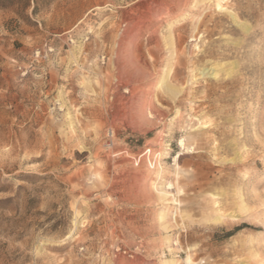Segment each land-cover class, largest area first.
<instances>
[{"label":"rangeland","instance_id":"374dc122","mask_svg":"<svg viewBox=\"0 0 264 264\" xmlns=\"http://www.w3.org/2000/svg\"><path fill=\"white\" fill-rule=\"evenodd\" d=\"M169 261L264 264V0H0V264Z\"/></svg>","mask_w":264,"mask_h":264},{"label":"bare ground","instance_id":"6f19581e","mask_svg":"<svg viewBox=\"0 0 264 264\" xmlns=\"http://www.w3.org/2000/svg\"><path fill=\"white\" fill-rule=\"evenodd\" d=\"M216 7L220 10V11H225L226 10V8H224V7H222L221 5H219V4H217L216 5ZM231 17L233 18V19H235V16L234 15H231ZM241 26V25H240ZM245 30H247V29H245ZM247 32V31H246ZM168 37V36H167ZM172 40V39H171ZM170 44L172 45V42H170ZM220 64V63H219ZM224 65V64H223ZM149 67V66H148ZM219 68H221V67H219ZM142 69V68H141ZM141 69H139V70H141ZM153 69V68H152ZM150 70V69H149ZM215 71H216V66H211V67H203V68H200V69H198V70H196V72H197V74L195 75V76H193V74H192V77L190 78V80H192L193 78H195L196 76H198V78H197V80H199V79H204V78H207V77H212L213 79L214 78H216L217 76H216V74L217 73H215ZM140 72H142V71H140ZM144 73V72H143ZM170 73V72H169ZM150 74V73H149ZM163 74V73H162ZM120 76V75H119ZM141 76V75H140ZM144 76V75H143ZM149 76V75H148ZM168 76H169V74L168 75H165V77H163L160 81V86H162L161 88H163V90H164V92H165V90L167 91V92H169L170 94H172L173 96L174 95H177V93H178V90L179 89H175V87L174 86H172L171 84H170V81L168 80ZM142 77V76H141ZM136 78V77H135ZM145 78V77H144ZM117 79V78H116ZM119 79V78H118ZM159 84V83H158ZM168 94V93H167ZM157 99V98H156ZM135 100V99H134ZM134 103V102H133ZM142 104V103H141ZM140 106V105H139ZM135 108H136V106H135ZM138 109V108H137ZM143 112V111H142ZM149 114V113H148ZM135 115V114H134ZM141 116V115H140ZM139 116V117H140ZM203 125V124H202ZM205 126V125H204ZM206 127V126H205ZM179 146L182 148V150H183V153H180V154H178V156H176V158H175V163H177V160H179L182 156H184L185 154H187V153H192L191 151H189L186 147H185V142L183 141V140H180L179 141ZM215 147V146H214ZM187 150V151H186ZM149 152H150V150H149ZM152 152V151H151ZM160 154V153H159ZM237 154V153H236ZM235 154V155H236ZM160 157V156H159ZM233 158V157H232ZM234 159V158H233ZM233 159H231V160H229L230 162H233V163H235V161H237L238 162V160L240 159V157H239V155H238V158L236 157L234 160ZM242 160V159H241ZM241 162V161H240ZM223 164H224V162H223ZM158 179V178H157ZM244 179V178H243ZM247 180V179H246ZM160 181V180H159ZM243 183V182H242ZM251 183V182H250ZM244 185V184H243ZM173 186H172V184H168V187H167V189H173L172 188ZM160 190V189H159ZM240 191V190H239ZM159 195H160V198H161V200H165V198H167L168 197V195H169V193H167V191L166 192H163V191H161V192H159ZM240 195V194H239ZM213 197L214 198H216V199H213L212 200V204H213V208H214V212H218V211H220L219 209L221 208V202H219V200H221L222 199V197H223V194H215V195H213ZM234 198V197H233ZM169 199V198H168ZM242 199V198H241ZM173 200V202H174V199H172ZM239 201V200H238ZM225 204V202H223V205ZM239 204H241V201H240V203ZM238 204V205H239ZM222 205V206H223ZM165 206H167V205H165ZM225 206V205H224ZM228 206V205H227ZM230 206V205H229ZM228 206V207H229ZM240 206L241 205H239V206H237V207H239V209H243V205L241 206V208H240ZM212 208V209H213ZM245 209V208H244ZM243 209V210H244ZM240 211V210H239ZM246 211H247V209H246ZM245 212V211H244ZM240 213V212H239ZM243 213V212H242ZM241 213V214H242ZM237 214V213H236ZM227 215V214H226ZM240 216V215H239ZM170 217V216H169ZM161 220H162V224H163V228L165 229V230H168L169 228H170V223H168V221H167V214L165 213V212H162L161 214H160V217H159ZM225 216L224 215H222V214H215V215H213V217H212V219H211V221L213 222V224L214 225H221V224H223L224 222H225ZM231 218H238V215H231ZM240 218V217H239ZM171 222V221H170ZM161 223V222H160ZM161 224V225H162ZM175 243V242H174ZM178 244V243H177ZM179 246V245H178ZM177 248V247H176ZM175 250V249H174ZM187 262H189L190 263V259H187ZM167 263H169V264H175L176 262H174V261H169V262H167Z\"/></svg>","mask_w":264,"mask_h":264},{"label":"trees","instance_id":"16d2710c","mask_svg":"<svg viewBox=\"0 0 264 264\" xmlns=\"http://www.w3.org/2000/svg\"><path fill=\"white\" fill-rule=\"evenodd\" d=\"M237 230H238V229H236V231H237ZM233 234H234V233H227L226 237L229 238V237H231Z\"/></svg>","mask_w":264,"mask_h":264}]
</instances>
